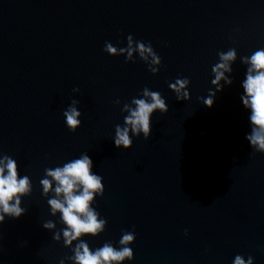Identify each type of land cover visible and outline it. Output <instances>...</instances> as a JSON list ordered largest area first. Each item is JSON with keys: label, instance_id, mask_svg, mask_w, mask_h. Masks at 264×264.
Here are the masks:
<instances>
[{"label": "water", "instance_id": "1", "mask_svg": "<svg viewBox=\"0 0 264 264\" xmlns=\"http://www.w3.org/2000/svg\"><path fill=\"white\" fill-rule=\"evenodd\" d=\"M128 34L151 41L158 75L103 51L106 41L126 46ZM233 47L238 57L264 47V0H0V154L34 185L26 214L0 225V264L67 254L41 226L50 217L39 179L82 152L105 186L96 206L108 223L91 245L134 227L132 264H232L237 254L264 264V154L244 139L239 59L211 109L197 99L211 88L217 52ZM177 77L191 81L187 102L168 88ZM145 86L169 111L154 114L148 140L118 150L120 109ZM72 99L82 113L75 133L62 115Z\"/></svg>", "mask_w": 264, "mask_h": 264}, {"label": "clouds", "instance_id": "2", "mask_svg": "<svg viewBox=\"0 0 264 264\" xmlns=\"http://www.w3.org/2000/svg\"><path fill=\"white\" fill-rule=\"evenodd\" d=\"M123 43V42H121ZM103 51L109 56L124 57L125 63L143 62L147 70L158 75L162 59L151 41L136 39L132 34L126 37V46H114L106 41ZM218 61L211 67V88L206 97L197 99L211 109L218 93L231 87L235 81L233 65L237 59L244 66L243 78L239 81V100L247 118L248 131L244 139L252 154H264V47H258L248 55L238 57L236 48L217 52ZM169 90L177 101L191 99L188 77H177L167 82ZM214 89V90H213ZM79 93V88H73ZM114 103L121 104L117 98ZM80 101L72 99L62 115L67 129L75 133L81 127ZM122 123L114 126L111 141L116 149L129 150L134 138L148 140L152 134V118L169 111L166 99L159 91L145 86L130 101L123 103ZM40 195L46 202L50 217L42 222L44 230L52 234V240L67 249V254L58 258L57 264H132L134 252L131 245L136 239L135 228L123 230L118 241H104L100 246L89 243L100 237L107 219L97 210V198L103 197V177L94 171V162L87 152L68 159L60 165L46 167L39 179ZM34 191L32 178L19 170L18 161L0 154V225L6 220H18L26 214L23 201ZM188 235V230H184ZM232 264H255L254 257L237 254Z\"/></svg>", "mask_w": 264, "mask_h": 264}]
</instances>
